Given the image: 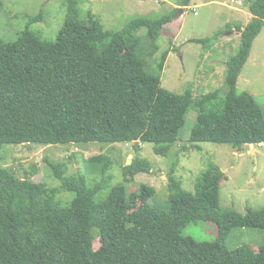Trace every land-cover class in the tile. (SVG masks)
<instances>
[{
  "label": "trees",
  "instance_id": "trees-1",
  "mask_svg": "<svg viewBox=\"0 0 264 264\" xmlns=\"http://www.w3.org/2000/svg\"><path fill=\"white\" fill-rule=\"evenodd\" d=\"M81 1L66 0V21L55 41L43 40L29 27L15 42L0 37V160L5 144L133 142L138 153L123 168L125 181H131L151 170L150 161L139 155L142 144L154 143L157 154L169 157L191 110L197 112L190 138L195 149L202 150L200 142L230 143L242 152L250 143H264L262 106L249 91L237 90L253 42L264 28V0H242L253 18L227 61L226 87L198 97L162 85L169 50L158 73L142 55L138 31L147 29L149 45L157 51L156 42L174 13L134 17L122 29L107 31L92 13L88 22L79 20ZM190 3L180 0L179 5ZM216 39L217 33L191 41ZM88 162L103 175L113 164L107 154ZM48 165L61 189L76 194L70 205L55 199L59 188L49 189L45 182L0 165V264H264V242L258 251L249 245L227 246L236 227L264 230V208L245 214L223 209L224 172L217 164L197 177L194 191L183 188L172 168L169 209L150 203L154 186L143 184L136 191V205L122 183L98 200L110 175L90 187L84 176L68 175L65 162ZM199 219L217 225L214 240L184 235ZM97 236L100 246L95 249Z\"/></svg>",
  "mask_w": 264,
  "mask_h": 264
},
{
  "label": "rangeland",
  "instance_id": "rangeland-1",
  "mask_svg": "<svg viewBox=\"0 0 264 264\" xmlns=\"http://www.w3.org/2000/svg\"><path fill=\"white\" fill-rule=\"evenodd\" d=\"M179 3L180 0H82L79 3V20L88 22L89 13H92L105 30L113 31L122 29L134 17L159 18L174 13L175 18L183 9V16L174 22L172 36L163 32L157 40V51L149 45L152 41L148 38L147 29L138 31L145 46L142 55L148 60L149 69L158 73V64L169 50L161 73L164 87L177 93L191 90L197 97L224 90L227 61L238 51L241 42L233 27L237 23L244 24L247 18L230 14L229 6H238L231 0H191L189 6H178ZM66 16V0H0V37L5 42H15L29 27L43 40L55 41ZM216 33L218 39L213 43L191 41L210 38ZM232 33L234 37L227 41L228 34ZM241 76L238 92L253 91L264 111V28L253 42ZM196 118V110H191L179 135L180 141L173 146L169 157L157 154L154 143L142 144L139 155L150 161L151 170L137 174L131 181H125L123 168L138 153L133 142L5 144L0 165L14 169L20 177L45 182L49 189L59 188L55 199L65 205H70L76 194L61 189V182L48 162H65L67 174L84 176L90 187L110 175L106 187L96 196L98 200L105 199L114 186L122 183L129 189L131 204L136 205L139 203L136 191L143 184H148L156 188L150 203L169 209L168 175L172 168L175 167V176L181 180L183 188L194 191L197 177L211 164H217L224 172L220 185V206L223 209L245 214L250 208H264V143L255 147L246 145L242 152L230 143L200 142L198 145L202 150L195 149L190 138ZM184 146L187 149H183ZM97 154H107L113 160L105 175L88 162ZM217 232L214 222L201 219L193 221L183 231L184 235L199 241H212ZM263 242L264 230L259 227H236L227 238L230 249L249 245L258 251ZM99 246L97 236L94 248Z\"/></svg>",
  "mask_w": 264,
  "mask_h": 264
},
{
  "label": "crops",
  "instance_id": "crops-1",
  "mask_svg": "<svg viewBox=\"0 0 264 264\" xmlns=\"http://www.w3.org/2000/svg\"><path fill=\"white\" fill-rule=\"evenodd\" d=\"M232 2H236L238 4V6H232V5H228L229 6V9H230V14H234V15H243L245 16L247 19V21L243 24V23H237L236 25H234V33L237 35V36H240L241 32L239 31V29L237 28L238 25H242V29L244 28V26H246L253 18V14L249 11L248 7L244 4V2L242 0H236V1H233L231 0ZM178 6H181V5H178ZM183 10V9H182ZM182 10L179 12V15H177V17L173 18V20L169 23H167L164 27V33L166 32L168 35H171L172 36V33L171 31H173V27L175 25V21H177V18H181L182 16H180ZM234 33L232 34H228V38L226 39L227 41L231 40L233 37H234ZM242 74V73H241ZM242 78V76L240 75V78H239V81L240 79ZM238 81V83H239ZM248 91L252 94L253 91L249 90ZM261 105V104H260ZM263 144V143H262ZM255 147V144L254 146Z\"/></svg>",
  "mask_w": 264,
  "mask_h": 264
},
{
  "label": "water",
  "instance_id": "water-1",
  "mask_svg": "<svg viewBox=\"0 0 264 264\" xmlns=\"http://www.w3.org/2000/svg\"><path fill=\"white\" fill-rule=\"evenodd\" d=\"M239 31L242 33L243 29L241 28V29H239ZM250 146L253 147V146H254V143H250ZM254 153H255V152H254ZM130 163H131V162H130ZM130 163H129V164H130Z\"/></svg>",
  "mask_w": 264,
  "mask_h": 264
},
{
  "label": "built area",
  "instance_id": "built-area-1",
  "mask_svg": "<svg viewBox=\"0 0 264 264\" xmlns=\"http://www.w3.org/2000/svg\"><path fill=\"white\" fill-rule=\"evenodd\" d=\"M233 1H236V0H233ZM197 12L195 11V14H196ZM183 14H184V10L181 12V14H180V16H183Z\"/></svg>",
  "mask_w": 264,
  "mask_h": 264
}]
</instances>
